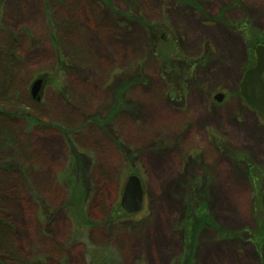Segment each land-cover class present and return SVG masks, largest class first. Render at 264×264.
I'll return each mask as SVG.
<instances>
[{
  "label": "rangeland",
  "instance_id": "rangeland-1",
  "mask_svg": "<svg viewBox=\"0 0 264 264\" xmlns=\"http://www.w3.org/2000/svg\"><path fill=\"white\" fill-rule=\"evenodd\" d=\"M256 44L264 0H0V264H264Z\"/></svg>",
  "mask_w": 264,
  "mask_h": 264
},
{
  "label": "water",
  "instance_id": "water-1",
  "mask_svg": "<svg viewBox=\"0 0 264 264\" xmlns=\"http://www.w3.org/2000/svg\"><path fill=\"white\" fill-rule=\"evenodd\" d=\"M253 52L255 62L252 67L243 72L239 84V94L249 107L264 118V45L256 44ZM43 85V77H38L29 87V92L36 101L40 100ZM214 98L217 101H221L223 95L218 93ZM119 203L126 214H135L142 209L143 188L138 176L132 174L126 178ZM261 204L264 210V190Z\"/></svg>",
  "mask_w": 264,
  "mask_h": 264
},
{
  "label": "trees",
  "instance_id": "trees-1",
  "mask_svg": "<svg viewBox=\"0 0 264 264\" xmlns=\"http://www.w3.org/2000/svg\"><path fill=\"white\" fill-rule=\"evenodd\" d=\"M155 31H156V29L155 28H150V32L151 33H155ZM161 43H164V41H160ZM151 47H152V49H153V52H154V50H155V48H156V46H155V44H153V45H151ZM181 59H183L184 61L183 62H185V61H187L186 59H184V58H181ZM170 62L173 64L172 66H167V67H169V68H166V69H168V70H170V69H173L174 71H175V74H179V73H181V71H182V65L181 64H179V65H181V68H179V67H177L176 65H174V63H173V60H170ZM253 62H254V58H253ZM182 63V62H181ZM186 63V62H185ZM185 65V64H184ZM185 66H187V67H189V65H185ZM249 67H251V65L249 64L247 67H246V69L247 68H249ZM167 70V71H168ZM182 77H184V76H182ZM181 77V78H182ZM263 78H264V75H263ZM183 79V78H182ZM184 80V79H183ZM46 80H45V77L43 78V82H45ZM9 90H11V89H9ZM8 90V91H9ZM11 93V92H10ZM74 182H75V187H73V189H74V193L73 194H76V193H78L79 195L75 198V199H78L77 201H79V199H80V197H82V192H83V188H82V185H81V182L79 181V179H77V180H74ZM197 192V191H196ZM198 193V192H197ZM200 194H201V192H199V196H200ZM195 199V198H194ZM195 209H197V207L196 208H193V213L195 212ZM124 215H127L126 213H124ZM189 259V258H188Z\"/></svg>",
  "mask_w": 264,
  "mask_h": 264
},
{
  "label": "flooded vegetation",
  "instance_id": "flooded-vegetation-1",
  "mask_svg": "<svg viewBox=\"0 0 264 264\" xmlns=\"http://www.w3.org/2000/svg\"><path fill=\"white\" fill-rule=\"evenodd\" d=\"M6 75H8V74H6ZM9 76H10V75H9ZM11 76H12V77H13V76L15 77L16 75L11 74ZM14 77H13V78H14ZM11 80H12V79H10L9 81L12 82ZM14 80H16V79H14ZM11 85H12V84H11ZM11 85H10V87H11ZM6 89L8 90V88H6ZM6 92H8V91H6ZM9 92H10V90H9ZM29 97H30L32 100H34L36 104H39V103L41 102V99H42V95H41L40 100H39V101H36L35 99H33V97H32V95L30 94V92H29Z\"/></svg>",
  "mask_w": 264,
  "mask_h": 264
}]
</instances>
